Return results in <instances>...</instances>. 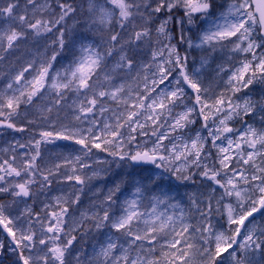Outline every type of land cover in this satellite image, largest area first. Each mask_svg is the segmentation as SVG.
I'll return each mask as SVG.
<instances>
[{"label":"snow or ice","instance_id":"obj_1","mask_svg":"<svg viewBox=\"0 0 264 264\" xmlns=\"http://www.w3.org/2000/svg\"><path fill=\"white\" fill-rule=\"evenodd\" d=\"M2 136L0 264H264V0H0Z\"/></svg>","mask_w":264,"mask_h":264},{"label":"rangeland","instance_id":"obj_2","mask_svg":"<svg viewBox=\"0 0 264 264\" xmlns=\"http://www.w3.org/2000/svg\"><path fill=\"white\" fill-rule=\"evenodd\" d=\"M44 41H40V44L43 45ZM66 62V61H65ZM10 138L9 136H2L0 137V146H3V142L5 139ZM58 143H64V142H58Z\"/></svg>","mask_w":264,"mask_h":264}]
</instances>
